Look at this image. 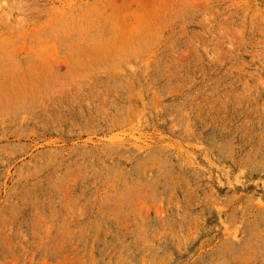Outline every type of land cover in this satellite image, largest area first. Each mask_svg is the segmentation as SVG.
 <instances>
[{
  "label": "rangeland",
  "instance_id": "1",
  "mask_svg": "<svg viewBox=\"0 0 264 264\" xmlns=\"http://www.w3.org/2000/svg\"><path fill=\"white\" fill-rule=\"evenodd\" d=\"M0 264H264V0H0Z\"/></svg>",
  "mask_w": 264,
  "mask_h": 264
}]
</instances>
